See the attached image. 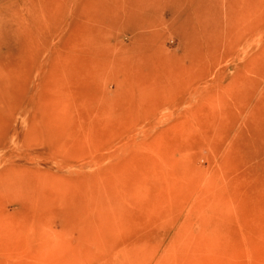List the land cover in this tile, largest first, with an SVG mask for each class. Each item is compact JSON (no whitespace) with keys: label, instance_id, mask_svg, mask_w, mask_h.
<instances>
[{"label":"rangeland","instance_id":"rangeland-1","mask_svg":"<svg viewBox=\"0 0 264 264\" xmlns=\"http://www.w3.org/2000/svg\"><path fill=\"white\" fill-rule=\"evenodd\" d=\"M0 264H264V0H0Z\"/></svg>","mask_w":264,"mask_h":264}]
</instances>
